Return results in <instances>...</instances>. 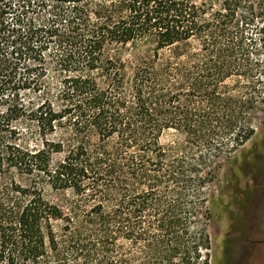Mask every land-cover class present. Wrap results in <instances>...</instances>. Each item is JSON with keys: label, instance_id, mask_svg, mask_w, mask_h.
<instances>
[{"label": "trees", "instance_id": "obj_1", "mask_svg": "<svg viewBox=\"0 0 264 264\" xmlns=\"http://www.w3.org/2000/svg\"><path fill=\"white\" fill-rule=\"evenodd\" d=\"M239 7L0 0V178L28 177L0 183V264L210 263L204 189L263 98ZM16 122L36 142L19 144ZM165 128L183 140L162 144Z\"/></svg>", "mask_w": 264, "mask_h": 264}, {"label": "rangeland", "instance_id": "obj_2", "mask_svg": "<svg viewBox=\"0 0 264 264\" xmlns=\"http://www.w3.org/2000/svg\"><path fill=\"white\" fill-rule=\"evenodd\" d=\"M238 12L250 18L246 30L255 41L250 49L251 57L257 62L252 78H262L263 98L252 114L253 135L228 157L217 160L211 181L204 189L205 209L194 228L209 235V264H264V0H240ZM149 47L150 41H137L128 45L125 54L144 53ZM190 48L198 54L201 52L197 38L190 40ZM47 80L54 79L49 75ZM15 124L19 144L29 146L36 142L35 126L30 122ZM183 137L174 128H165L160 142L165 145ZM10 177L20 183H26L28 178L13 171L1 177L0 183L9 181ZM43 193L52 201L72 196L71 190H55L49 185L44 186Z\"/></svg>", "mask_w": 264, "mask_h": 264}]
</instances>
